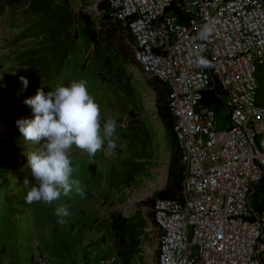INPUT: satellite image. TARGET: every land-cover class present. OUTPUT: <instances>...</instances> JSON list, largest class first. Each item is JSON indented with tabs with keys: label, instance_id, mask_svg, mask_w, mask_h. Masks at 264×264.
Segmentation results:
<instances>
[{
	"label": "built area",
	"instance_id": "2783aa9c",
	"mask_svg": "<svg viewBox=\"0 0 264 264\" xmlns=\"http://www.w3.org/2000/svg\"><path fill=\"white\" fill-rule=\"evenodd\" d=\"M106 2L166 90L178 143L180 198L152 207L158 264H264V0ZM205 93L221 104L204 105ZM84 257L119 262L91 247ZM37 261L52 264L46 253Z\"/></svg>",
	"mask_w": 264,
	"mask_h": 264
},
{
	"label": "rangeland",
	"instance_id": "374dc122",
	"mask_svg": "<svg viewBox=\"0 0 264 264\" xmlns=\"http://www.w3.org/2000/svg\"><path fill=\"white\" fill-rule=\"evenodd\" d=\"M103 1L70 0V3L75 12L88 13L98 26L103 22L106 26L116 24L106 11L100 9ZM24 19L28 20L22 9H17L7 13L1 21L8 25ZM74 29L81 38L70 58L68 76H72L75 67L79 72L87 68L91 58L95 59L92 56L94 46L85 41L82 33L83 25L78 24ZM120 34V43L127 48L129 56L125 58L119 43L113 41L107 52L113 71L102 68L94 72L99 85L94 86L90 94L100 106L102 116L105 114L107 118L115 119L121 125L122 131L116 134L122 142L120 149H115L113 153L117 158L100 176L96 174L94 167L85 171L92 172L90 183L94 188L105 183L100 206L108 213L109 218L110 213L119 212L124 218L133 220L137 245L130 264H158L157 230L153 222L152 206L147 202L157 199L168 181L173 150L168 131L159 114L160 104L164 103L165 98L160 86L155 83L156 79L138 65L127 29L122 26ZM260 97L264 101V77ZM218 117L221 119L222 114ZM17 138L16 141V138L8 137V146L14 147L17 144V152L13 149L2 152L0 149V261L2 264H38V255L46 250L41 243H36L37 239L44 233L46 245L53 244L52 239L58 235L60 227L52 218V212L56 206L64 203V196H60L52 204L45 203L47 225H29L25 214L36 217L40 213L36 209L42 201L29 206L25 202L24 179L35 183L30 169L26 168V153L38 146L26 142L20 132ZM81 151L73 146L70 159L79 157ZM9 176L16 178V183L11 182ZM67 198L70 199L68 196ZM27 206L34 209L28 210ZM32 221L37 222L38 219ZM31 239L34 241L30 242ZM58 246V243L54 245L55 250H58ZM49 256L52 264L60 261L61 256L56 259L50 253ZM118 264H122L120 258Z\"/></svg>",
	"mask_w": 264,
	"mask_h": 264
},
{
	"label": "crops",
	"instance_id": "0c3cea01",
	"mask_svg": "<svg viewBox=\"0 0 264 264\" xmlns=\"http://www.w3.org/2000/svg\"><path fill=\"white\" fill-rule=\"evenodd\" d=\"M12 11L14 10H7L4 14H0V149H2V152L7 151L8 149H13L15 152L18 151V149H16L17 144H15L16 146L14 147L8 146V137L10 136L11 139L12 137L16 138L17 141L19 129L16 125V121L19 119L33 118L32 110L30 106L24 103V100L34 96L38 88L42 87L45 93H47L50 90H54L55 86L59 83H63L67 86L73 80L79 81L83 79L87 82L88 91L91 93V89H93L94 86L99 85L94 72L103 68L97 59H93V57L87 64L86 69L78 72L75 67L72 76H68V64L64 68L62 74L56 77L52 82H37L36 80L31 79L28 73L21 70L17 59V54L22 51L29 42H15L19 33L22 32L27 25L28 20L26 21L24 19L20 22L14 24L10 23L8 25L1 21L7 13ZM84 38L85 41H87L86 37ZM20 77H25L28 80L26 89L24 88ZM159 86L163 92V85L159 84ZM101 115H103V113H101ZM104 117L109 119L105 114ZM120 131H122L121 125L117 123L116 132ZM4 137L5 140H3ZM120 142L122 141L118 136L116 149H120ZM113 153L107 154L103 151L98 152L91 158L93 162L90 163V158L87 153L81 151L79 157L75 156L74 160H71L74 163L72 167L75 170L73 178L79 179L86 189L85 194L81 197L73 192L68 196L70 199L62 194L61 196H64V203L56 207L61 205L66 206L69 215L63 217L65 222L60 224L58 223L60 217L55 214L54 210L52 212V218L57 221V225L60 228L58 235L52 239L53 244L46 245L47 242L43 238L44 233L40 235V238L37 239L36 242L41 243L42 248L49 251L54 259L61 256L60 261H57L56 264H92L88 263L84 257V252L88 247H91L104 255L116 253L115 235L110 227L111 220L107 215L108 213L100 206L105 183L94 188L90 183L92 172L85 171L86 169L88 170L89 168L94 167L96 168V174L100 176L104 169H106V167L113 163L117 158V155L115 154L116 156H114ZM95 196L97 198L96 200ZM29 209L34 208L29 207L28 210ZM46 209L45 203L41 202L36 209L40 212L36 217L32 218L33 214L26 213L25 217L30 222H28L29 225H47L45 222V220H48ZM36 219H38L37 222L32 221ZM33 241V239L30 240V242ZM55 243L59 244L58 250H55ZM46 251H42V253L49 254Z\"/></svg>",
	"mask_w": 264,
	"mask_h": 264
},
{
	"label": "clouds",
	"instance_id": "9594fccd",
	"mask_svg": "<svg viewBox=\"0 0 264 264\" xmlns=\"http://www.w3.org/2000/svg\"><path fill=\"white\" fill-rule=\"evenodd\" d=\"M209 35L210 30L205 27L198 38L207 39ZM197 62L200 66H209L203 58ZM20 80L26 89L28 80L25 77ZM24 103L30 106L33 118L19 119L16 125L26 142L38 146L26 153V168L30 169L35 183L24 179L25 202L52 204L62 194L69 196L73 192L83 197L86 189L79 179L73 178L75 170L70 150L75 146L86 152L90 163L98 152L112 154L118 140L116 120L110 118L102 123L100 106L83 79L73 80L67 86L59 83L47 93L42 87L38 88ZM9 179L16 183V178L9 176ZM55 214L60 217L58 223L63 224V217L69 212L61 205L55 209Z\"/></svg>",
	"mask_w": 264,
	"mask_h": 264
},
{
	"label": "trees",
	"instance_id": "16d2710c",
	"mask_svg": "<svg viewBox=\"0 0 264 264\" xmlns=\"http://www.w3.org/2000/svg\"><path fill=\"white\" fill-rule=\"evenodd\" d=\"M17 9H22L28 22L15 42H29L17 54V59L21 70L37 82H52L70 63V57L79 43V33L74 29V26L78 24L83 25L82 33L89 44L94 46V56L105 70L113 71L112 61L107 56L113 41L119 43L125 58L129 56L127 48L120 43L121 24L106 26L103 22L98 26L88 13L75 12L70 0H0V14ZM100 9L107 10L106 0L101 3ZM156 81L157 85L161 84L157 79ZM162 94L165 101L162 105L160 104L159 114L168 131L173 152L167 186L158 194V198L177 199L181 195L182 166L173 129V118L167 107L165 89ZM202 103L220 105L221 100L212 93H205ZM155 201L156 199L151 200L147 204L153 207ZM110 220V227L115 235L117 255L122 264H130L137 245L133 220L124 218L119 212L110 213ZM0 264H2L1 261Z\"/></svg>",
	"mask_w": 264,
	"mask_h": 264
}]
</instances>
